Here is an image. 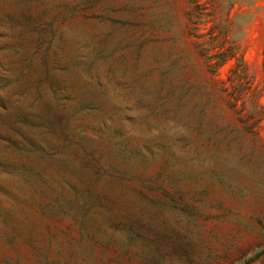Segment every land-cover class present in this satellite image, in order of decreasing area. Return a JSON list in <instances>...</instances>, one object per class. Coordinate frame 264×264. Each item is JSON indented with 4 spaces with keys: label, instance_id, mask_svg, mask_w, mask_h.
Instances as JSON below:
<instances>
[{
    "label": "rangeland",
    "instance_id": "1",
    "mask_svg": "<svg viewBox=\"0 0 264 264\" xmlns=\"http://www.w3.org/2000/svg\"><path fill=\"white\" fill-rule=\"evenodd\" d=\"M264 0H0V264H264Z\"/></svg>",
    "mask_w": 264,
    "mask_h": 264
},
{
    "label": "trees",
    "instance_id": "2",
    "mask_svg": "<svg viewBox=\"0 0 264 264\" xmlns=\"http://www.w3.org/2000/svg\"><path fill=\"white\" fill-rule=\"evenodd\" d=\"M263 66H264V62H263Z\"/></svg>",
    "mask_w": 264,
    "mask_h": 264
}]
</instances>
